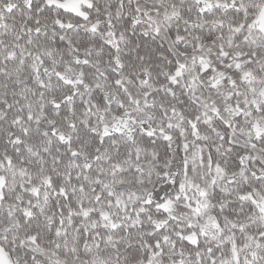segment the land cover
Listing matches in <instances>:
<instances>
[{"label":"snow or ice","instance_id":"snow-or-ice-1","mask_svg":"<svg viewBox=\"0 0 264 264\" xmlns=\"http://www.w3.org/2000/svg\"><path fill=\"white\" fill-rule=\"evenodd\" d=\"M0 264H264V0H0Z\"/></svg>","mask_w":264,"mask_h":264}]
</instances>
